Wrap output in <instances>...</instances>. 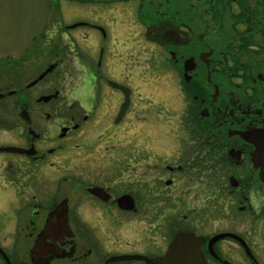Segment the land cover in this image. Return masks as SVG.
Returning <instances> with one entry per match:
<instances>
[{
  "label": "flooded vegetation",
  "instance_id": "obj_1",
  "mask_svg": "<svg viewBox=\"0 0 264 264\" xmlns=\"http://www.w3.org/2000/svg\"><path fill=\"white\" fill-rule=\"evenodd\" d=\"M49 7L0 58V264H264V0Z\"/></svg>",
  "mask_w": 264,
  "mask_h": 264
},
{
  "label": "water",
  "instance_id": "obj_2",
  "mask_svg": "<svg viewBox=\"0 0 264 264\" xmlns=\"http://www.w3.org/2000/svg\"><path fill=\"white\" fill-rule=\"evenodd\" d=\"M49 10V0H0V58L21 57L34 36L43 31ZM187 240V235L177 237L160 264H178V256L187 252L183 249ZM195 264L203 263L197 258Z\"/></svg>",
  "mask_w": 264,
  "mask_h": 264
},
{
  "label": "rangeland",
  "instance_id": "obj_3",
  "mask_svg": "<svg viewBox=\"0 0 264 264\" xmlns=\"http://www.w3.org/2000/svg\"><path fill=\"white\" fill-rule=\"evenodd\" d=\"M163 128L164 127L161 125L158 126V125H154V124H149L145 128L142 129L141 136L146 137V138L164 136L165 135L164 133H166V132H165V129H163ZM22 191L20 189H16L15 187L12 189V194L17 195V199H15L14 203H12V204H9L8 200L6 202L4 198L2 199V201H0V210L2 211V217L0 220V238H2L1 239L2 245L4 247H7L9 250L12 249V245H13L12 239H11L12 238L11 234H13V232L17 230L15 220H23L22 218H25V217H26L25 219H27V216H28V213L26 212L27 209H24L22 204L21 205L18 204V202H20V201H25L24 196L29 198L27 189L24 188V189H22ZM27 205H28V203H27ZM27 205H25V208ZM166 211H167V209H166ZM169 211H171V210H169ZM200 211H203V210H199V211L197 210L196 211L195 220H198V218H199L198 216L203 215V213H199ZM179 213H180V215H184L187 213V210L181 209L179 211ZM205 216L209 220H218V219H214V217H208V215H204V217ZM201 220H204V219L202 218ZM1 223H2V225H1ZM9 233H11V234H9Z\"/></svg>",
  "mask_w": 264,
  "mask_h": 264
}]
</instances>
